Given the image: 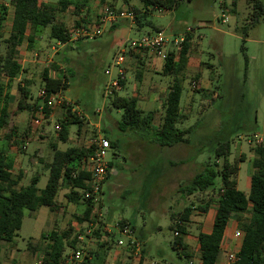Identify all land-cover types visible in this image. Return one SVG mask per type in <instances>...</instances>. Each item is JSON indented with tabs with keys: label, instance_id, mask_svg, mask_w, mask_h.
I'll list each match as a JSON object with an SVG mask.
<instances>
[{
	"label": "rangeland",
	"instance_id": "rangeland-1",
	"mask_svg": "<svg viewBox=\"0 0 264 264\" xmlns=\"http://www.w3.org/2000/svg\"><path fill=\"white\" fill-rule=\"evenodd\" d=\"M59 1L39 0L40 8L52 11L56 23H63L72 30L79 28L75 26L77 21L80 22V27L93 24L104 6L112 7L116 11H134V8H142L139 0H90L87 8L76 15L72 8L67 12H60ZM231 1L183 0L169 12L148 11L153 27L163 29L166 37L180 34L186 28H192L196 33V48L192 47V53L197 55H190L191 68L186 71L181 98V106L187 118L182 126H178L191 130L188 135L191 143L187 147L183 146V151L179 154H154L147 149L142 152V147L157 143L156 131L160 119L156 118L151 128L128 130L123 133L118 129L123 112L114 109L111 106V98L105 95L107 85L118 76L113 58L119 53L123 42L137 40L148 35L147 33L155 34L152 26L142 31L135 26L134 21L131 24L129 19L120 20L117 30L112 34H109V29L91 41H78L76 44L81 43L84 46L81 50L77 49V45L76 48L71 45L61 48L49 38V30L43 29L35 44L28 47L25 42L18 48L17 59L24 61V78L32 82L33 98L37 99L40 90L44 88L42 75L45 69H51L54 77L66 75L67 88L61 93L74 104L73 108L81 113L80 119L83 120L81 133L80 126L72 124L68 128V141L60 142L55 126L66 119L67 109L59 108L50 112L48 119L43 121L41 126L35 127L31 124L32 120L27 112H17L20 81L6 86L4 103L10 113V124L7 128L0 129V149L5 148L7 154L15 161L14 178L22 172L19 188L30 185L35 176L40 178L38 188L42 190L46 187L49 179L48 166L54 155L53 144H58V148L64 151L72 147L87 146L92 139L101 135H107L118 143L117 147L109 150L107 161L113 163L116 168L122 163L123 165L118 176L112 175L106 179L98 205L103 219L96 232L100 231L102 236H94L88 243L83 244L85 254L81 263L87 259L94 263V251L99 249L101 243L108 246L113 240L115 247L120 236L115 233L109 240L102 241L106 236L103 226L109 225L113 228L124 219L130 222L138 235L148 240L153 248L154 244L160 246L169 263L184 264L181 251L172 247L174 233L170 229L171 219L167 214V211H178L175 202L154 198V203L150 204L155 191V195L158 189L164 191V177L161 176L168 172L169 168L164 163L169 157L173 156L178 162L197 159L201 166L209 161L213 163L214 145L222 138L232 136L229 160L239 167L238 189L249 193L254 171L252 163L256 158V147L249 144V141L255 135L264 141V0H259L262 5L259 23L249 29L247 37L242 34L240 28L249 23L252 10L246 0H238L237 13L229 14L223 6L230 7ZM223 16L226 24L222 22ZM7 19L9 26L0 31L1 54L6 50L5 40L10 33L11 13ZM84 19L85 21H82ZM198 59L201 60L202 66L197 70ZM143 62L144 64H140V61L135 63L136 67L126 74V80L123 81L125 86L118 92L120 97H133L139 81L138 73L145 72L147 66L151 68L147 72L151 73L154 83L165 88L173 83V77L163 73L155 74L156 69L148 65V60ZM156 63L159 66L163 61L157 59ZM68 70H71L73 75H70ZM107 70L110 75H106ZM197 73H200L199 87L204 88L202 92L194 88L193 77ZM96 125L99 128H94ZM8 136L10 137L7 142ZM222 165L223 160H220V168ZM193 171L195 174L201 172L199 168ZM193 171L185 173L187 179ZM68 191L67 189L60 193L58 212H51L48 208H41L33 213L25 211L22 228L14 241L2 243L3 264L4 256L8 258L7 250L13 252V264H21L20 257L33 259L37 256L44 260L49 241L42 236L52 231L68 230L71 226L77 233L91 224L82 225L79 222L78 218H82L84 207L69 203L66 198ZM153 205L155 210H152ZM170 205H174L171 210L168 208ZM248 218V214L240 215L236 229L240 230L239 222ZM231 225L230 223L228 230ZM157 240L159 241L156 242ZM81 246L79 244V248ZM156 250L157 248L153 249ZM196 250L193 249V254L198 258L200 253ZM72 253L73 251L67 250L66 261ZM111 262L112 256L108 255L106 264Z\"/></svg>",
	"mask_w": 264,
	"mask_h": 264
},
{
	"label": "trees",
	"instance_id": "trees-1",
	"mask_svg": "<svg viewBox=\"0 0 264 264\" xmlns=\"http://www.w3.org/2000/svg\"><path fill=\"white\" fill-rule=\"evenodd\" d=\"M90 0H60L58 9L64 13L74 9L76 15L87 8ZM127 1V0H125ZM183 0H139L142 8H134L135 26L144 30L146 27H153L149 21L148 11L169 12L177 7ZM190 1V0H188ZM248 7L252 10L251 19L248 24L241 27V32L247 37L250 28L259 23L262 15V5L259 0H246ZM238 0H232L230 7L223 6L224 9L232 14L237 13ZM13 7V26L7 39L5 40L6 50L4 54L0 53V129L7 128L10 124V113L7 105L4 103L6 96V85L3 77L9 80L16 79L22 73V66L17 59V50L22 45L27 32H30L28 41L31 45L35 44L41 30H49V38L60 44L66 45L70 40V35L74 31L63 23H56L52 11L41 9L39 0H14ZM5 10L0 7V30L5 21ZM82 21H85L82 20ZM76 27H80V22H76ZM118 26H113L109 34L116 31ZM153 33L157 34L163 31L158 27H153ZM146 34V33H145ZM152 35V33H147ZM77 49L81 50L84 46L76 44ZM192 37L188 38L184 44L179 58L175 60V54L165 62L164 74L175 76L170 87L162 122L156 131L157 141L162 147H173L179 144H190L188 137L190 129L180 130L178 128L181 119V98L183 92V81L186 75L190 54L192 51ZM76 48V46L74 47ZM68 65V64H67ZM68 73L73 75L71 70ZM65 77V78H64ZM142 73L138 74L141 81ZM68 77L64 75L61 78H53L51 69H45L42 75L44 89L48 93H57L66 90ZM200 75L193 77L196 90L202 92L204 88L199 87L198 80ZM125 82H121L124 86ZM32 82L24 80L18 86L19 100L17 112H27L30 119L34 117L40 101L34 99L31 91ZM138 100L132 97H120L115 93L111 98V106L116 110L123 112L122 119L118 124L121 132L128 130L151 128L155 120L154 113H144L137 106ZM50 112H48L49 114ZM72 124H78L81 128L83 120L72 113V107L67 109L66 119L60 121L61 131H59L60 142L68 141V128ZM9 137L6 140L9 141ZM105 137L110 141L112 148L118 146V143ZM224 137L217 141L212 152L215 161H210L202 166L201 172L185 185H182L180 191L190 199V205L182 214L171 216V230L177 232L173 242V249L181 248L183 257L188 264L192 258L187 245L183 242V237L187 236V224L191 220V214L194 208L199 209L201 213H207L211 204H217L218 209L213 224L212 232L209 235L199 234V252L201 264H217L220 255L221 243L225 231L233 219L234 215H249L246 221L239 222V229L244 233L242 246L238 260L235 264H264V146L256 147L254 153L253 173L251 176V187L249 193L238 189L237 175L239 167L233 164L229 158L231 156L232 136ZM6 146V145H5ZM54 150L53 160L48 166L49 179L44 189L40 190L38 185L40 178L35 176L31 179L30 185L20 187L22 172L14 178L13 170L15 161L7 154L5 148L0 149V264H2V243H12L17 236L18 231L23 225L25 211L36 212L41 208H48L51 212L59 211L60 206L57 199L60 193L65 189L68 201L72 204L83 205L84 212L82 218H78L81 224L92 223L95 204L91 200H85L83 191L86 189L85 181L89 175L79 173L81 160L90 156L94 148H70L65 151L60 150L57 145H52ZM223 160L220 168L217 161ZM111 169L114 164L110 163ZM112 176V173L109 175ZM126 221H120L124 225ZM134 229V227H132ZM94 236L101 238V232H95ZM43 239L49 241L47 251L44 257V264H65L67 250L76 251L79 249L77 233L72 226L65 231H53L44 235ZM99 240V239H98ZM111 245L101 243L98 250L94 251V257L89 261L80 264H106L107 257L113 249L114 242Z\"/></svg>",
	"mask_w": 264,
	"mask_h": 264
},
{
	"label": "built area",
	"instance_id": "built-area-1",
	"mask_svg": "<svg viewBox=\"0 0 264 264\" xmlns=\"http://www.w3.org/2000/svg\"><path fill=\"white\" fill-rule=\"evenodd\" d=\"M14 0H1L0 7L5 10V21L2 23V29L7 26V18L9 14H12V3ZM223 18V24H226V20ZM123 19L135 20V13L132 10L116 11L112 7L104 6V9L98 14L97 19L91 25H83L74 30L70 35V40L66 45L76 46V43L81 39L91 41L97 37L102 36L111 27L118 25V22ZM1 29V30H2ZM0 30V31H1ZM195 31L192 28H186L182 33L174 35L172 37H166L164 32H160L152 35H145L137 40H130L125 42L120 48L119 53L113 58V65L118 69V76L106 87L105 95L112 98L115 93L120 89L121 82L125 80V62L126 57L133 52H144L145 54L163 61L164 63L170 57V54H175V60L179 58L180 52L187 39L195 38ZM201 39V37H199ZM60 44V43H59ZM63 45V44H60ZM65 46V45H63ZM106 75H110V71L107 70ZM195 88V85H194ZM40 105L32 118L31 124L35 127L42 125L43 121L49 117L48 112L55 111L56 109H68L72 107V113L81 118V113L77 112L73 108V103L69 102L61 92L48 93L46 89H41L38 98ZM61 125H56L55 130L61 131ZM264 141L257 135L254 136L249 144L255 145V147L262 146ZM88 148H94L93 154L85 157L79 164V173H86L89 175L85 181L86 189L83 191V197L85 200H91L95 204L93 211V221L87 225L83 230L77 232V240L81 246L76 251H73L69 260L65 264H80L84 257V245L88 240L94 238V233L101 226L103 219V213L99 212L98 205L100 203V195L103 185L106 179L111 173L110 162L107 161L108 152L111 149L110 141L104 136H98L90 141ZM98 212V213H97ZM103 231L106 234L105 240H109L110 236H114L117 233L120 237L116 243L117 248L123 251H127L132 256L133 261L138 264H144L143 262V249L142 244L138 241L135 235V230L129 223L120 225L117 223L115 227L111 228L109 225L103 226ZM175 237L179 236L175 232ZM112 236V237H113ZM233 239L237 242L243 241L244 233L241 230L236 229L233 232ZM241 244L234 245L233 249L226 252L225 260L222 264H235L238 260ZM33 264H44V260L36 258ZM188 264H195L193 260H188Z\"/></svg>",
	"mask_w": 264,
	"mask_h": 264
},
{
	"label": "crops",
	"instance_id": "crops-1",
	"mask_svg": "<svg viewBox=\"0 0 264 264\" xmlns=\"http://www.w3.org/2000/svg\"><path fill=\"white\" fill-rule=\"evenodd\" d=\"M131 24H133L132 21H131ZM8 26H9V24H8ZM12 26H13V18H12V21L10 23V32H11ZM29 35H30V32L28 31L27 34L25 35V39L23 40L22 45L19 46V48L22 47L25 44V42H27V45L29 47V45H30V43L28 41ZM194 41H195V38H193V40H192L193 49L196 48V46H195L196 42H194ZM56 43L61 48L69 46V45H65V46L60 45L58 42H56ZM124 43L125 42H123V44ZM193 49H192V51H193ZM192 51H191V54L196 56L197 53H195V52L192 53ZM142 58H143V60H141ZM145 60H148V62H149L148 65H151L153 69H156L154 71L155 74H157V73H161V74L163 73L164 74V71H163L164 70V66H165L164 62H163L162 65L158 66L157 63H156V60H157L156 58L151 57V56H149L147 54H143V53H139V52H133V53L129 54L126 57V62H125V65H124V68H125V80H126V74L128 73V71L132 70V69H134L136 67L135 63L140 61L141 62L140 64H142V63L144 64L143 61H145ZM18 61L20 62L21 66H22V73L16 79H13V80H9L7 77H3V82H4V84L6 86L7 85H11L13 83H17L19 81H20L19 84H22L21 80H22V78H24V74H25V70H24V66H23L24 65V61L21 62L19 59H18ZM190 65H191V57L189 58L187 71L189 70V68H191ZM196 65H197L196 66L197 70L200 68V66H202V63H201L200 59L197 60ZM150 69L151 68H149L147 66L146 67V71L145 72H141L142 73L141 81L138 79L139 81L137 83L136 90H135L134 95H133L132 98H135V99L138 100L137 106H138L139 110H141L144 113H154L155 114V119L159 118L160 119V124H161L162 117H163V114H164V107H165L166 99H167L170 87L172 86L173 83L167 88L163 87L161 84L154 83L153 79L151 78V73L147 72V70L149 71ZM194 71L195 70H193V72ZM196 75H200V73H197L194 76H196ZM51 76L53 78H56V79L62 77V76L54 77L52 75V72H51ZM169 76L173 77V81H174L175 76H173V75H169ZM24 80L30 81L27 78H24ZM124 86H125V84H124ZM124 86L121 85L120 89L123 88ZM120 89L116 93H118L120 91ZM195 90H196V88H195ZM207 95H208V93H207ZM53 116H54V114L51 116V118H53ZM181 116L182 117H181V119L179 121L178 126L179 125L182 126L183 123H184V120L187 118L182 106H181ZM160 124H159V126H160ZM82 126H83V124L81 125V128L79 129L80 133L82 131ZM97 127L99 128V126H97V125L94 128H97ZM179 129L180 130H188V129H182V128H179ZM156 142L157 143L155 145H153V146H149V147L148 146H144V147H142L141 151L144 152L147 149L150 152H153L154 154H157V153H168V154L169 153H171V154L178 153L179 154V153H181L183 151L182 150L183 146L187 147L189 145V144L188 145L179 144V145H176V146H173V147H162L159 144L158 141H156ZM88 144H86L87 146H84V147L88 148V146H89ZM54 145L58 146V144H54ZM72 148H74V147H72ZM77 148H81V147H77ZM111 148H112V146H111ZM217 163L219 164V161H217ZM122 165H123V163L118 165L117 168L114 167V168L111 169V173H112L113 176H118L119 175V170H121ZM164 165H166V167L169 168L168 172L161 176V177H164V191L158 189L157 190L158 191L157 195H155V193H156V191H155L154 195L151 197L152 199H151L150 204L154 203V198H156V200H158V198H163L164 200H167V201H169L171 203L175 202L174 205L177 207L178 211L177 210L176 211H167V214H168V216L171 219L172 215H176V214L180 215L188 207V201H190V199H188L180 191V188H181L182 185L187 184L188 182H190L194 178V176L196 174H195V171H193V170H197L198 168L201 170L202 166L197 162V159H194V160L191 159L189 161L183 160V161L178 162V161H175V158L173 156L169 157L167 159V161L164 163ZM188 171H193V173H192V175H190L189 179H187L186 176H185V173L188 172ZM237 182H238V175H237ZM65 190H67V189H65ZM102 193H103V188H102ZM101 200H102V198H101ZM57 203L60 206L59 197L57 199ZM74 205H76V204H74ZM79 205H81V204H79ZM79 205H77V206H79ZM174 205H170L168 208L171 210L172 207H174ZM81 206H83V205H81ZM217 209H218L217 204L213 203V204H211L209 206V209H208L207 213H201L199 211V209L194 208V210H193V212L191 214V220L187 224L189 233H188L187 236L183 237V242H184L185 245H187V247L189 248V251L192 254V258L189 259V260H193L195 262V264H201L202 263L200 254H199L198 258H195L197 256L195 254H193V249H195V248L197 249L196 251L199 252L198 236H199V234L209 235L212 232L214 220H215L216 213H217ZM152 210H155L154 205L152 206ZM55 212H58V211H55ZM239 216L240 215H234L233 219L230 222L232 224L230 230H228L229 229V225H230L229 224L227 229H226V231H225L224 238H223V241L221 243L220 255H219L217 264H222L224 262L226 252L232 250L234 245H237L239 243L242 245V241L241 242H237L232 237L233 236V232L236 230V223L238 222V217ZM122 221H126V220L123 219ZM126 222L129 223L132 227H134L130 222H128V221H126ZM171 225H172V222H171ZM170 228H171V226H170ZM134 230H135V227H134ZM173 233L175 234V232H173ZM135 235H136V238L138 239V241L142 244L143 262H144V264H176V263H173V262L169 263L165 259L164 251L160 249V246H157L156 244H154V248H157V250L153 251L154 248H153V246L149 245L148 240H146L142 236L138 235V233L136 231H135ZM175 238L176 237L174 235V240H175ZM101 240L102 241H106L105 237L102 238ZM158 241L159 240H157L156 242H158ZM86 243H88V241ZM172 247H173V243H172ZM175 250L179 251V252L181 251V253L183 255L184 251L181 248L176 247ZM7 251H8V253H6V255H8V258L6 259V256H4L5 257V263L4 264H13V261H14L13 252H10L12 250H7ZM21 254L22 253H20V256H21ZM109 256H112L111 264H138L136 261H133V258L131 256V254L129 255L127 251L120 250L119 248H117L116 245H115V247L113 246V249L110 251ZM36 258H37V256L35 258H33V259H31V258L23 259L22 257H20L21 261H19V262L21 264H33L32 262ZM1 259H2V255H1ZM185 263H186V260L184 258V264Z\"/></svg>",
	"mask_w": 264,
	"mask_h": 264
}]
</instances>
